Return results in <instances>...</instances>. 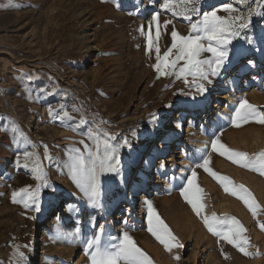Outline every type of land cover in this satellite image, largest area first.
<instances>
[{
  "label": "rangeland",
  "instance_id": "1",
  "mask_svg": "<svg viewBox=\"0 0 264 264\" xmlns=\"http://www.w3.org/2000/svg\"><path fill=\"white\" fill-rule=\"evenodd\" d=\"M226 6L237 13L224 11ZM249 8L255 10L249 26L226 46L227 59L218 75H209L211 83L193 82L192 75L185 82L180 75L185 60L174 70L162 65L167 75L156 71L155 48L163 58L174 42L173 31L196 35L191 25L204 13L247 16ZM176 54L173 49L169 62ZM259 54L264 59V0H0V264H41L43 247L44 264H91L89 239L99 235L102 246L119 244L125 232L152 264H264V175L212 147L218 138L250 160L264 152V124L256 119L240 121L239 127L234 123L243 101L264 113V68L254 76L257 70L248 64ZM199 59L214 57L202 52ZM196 83L207 91H198ZM234 97L238 104L229 112L230 124L206 138L205 124ZM201 99H208V110L192 118L190 110L198 109ZM97 140L101 150L105 142L116 148L119 159L118 171L100 175L99 206L73 177V150L87 162V148L95 150ZM167 144L165 158L160 157L158 149ZM205 159L217 176L199 166ZM149 175L155 185L146 189L144 205L141 183ZM218 176L251 193L255 215L239 198L243 192L233 195L231 185L225 191ZM25 188L39 189L34 198L39 211L26 192L13 202V193ZM191 199L204 205L201 215ZM56 200L63 214L68 202L73 205L71 217L64 214L66 226L55 217ZM149 202L155 212L152 226L158 216L181 247L169 251L148 230ZM213 214L222 221L235 218L246 229L248 255L208 230L202 216ZM223 226H231V220ZM183 228L186 233H180Z\"/></svg>",
  "mask_w": 264,
  "mask_h": 264
},
{
  "label": "snow or ice",
  "instance_id": "2",
  "mask_svg": "<svg viewBox=\"0 0 264 264\" xmlns=\"http://www.w3.org/2000/svg\"><path fill=\"white\" fill-rule=\"evenodd\" d=\"M187 2L195 4L196 0H187ZM239 3L247 4V0H239ZM164 7L167 8L169 5L165 4ZM223 10L230 13H237L238 11L231 6H226ZM190 11L195 13L197 9L192 7ZM253 14H255V10L251 8H249L247 16L234 14L229 17H221L216 11H212L210 13H204L202 20L192 23V32L196 33V35L185 37L173 31L171 35L174 42L168 52L164 54L163 58L160 56L159 47L155 48L158 61V63L154 65L156 71L161 75H167L169 73L163 71V68L170 67L174 70L176 64L180 60H185L186 63L184 67L180 69V75L185 77V82H187V76L192 75L194 77L193 82L198 79L211 83V80L208 79L209 75H218L220 66H222L227 59L228 51L226 46L232 42L233 38L240 36L241 30L249 26L250 18ZM186 18L191 19L190 16ZM167 23H170V21L165 23V27ZM156 35L159 37V30H157ZM204 40L209 41L207 46L202 43ZM212 42H215V46H213ZM250 42L251 41H249V43ZM152 47V40L149 36V51H151ZM173 49H177V54L175 59L169 62V57L172 56ZM202 52L212 53L214 59H199ZM196 87L201 93L207 91L203 83H196ZM65 115H68V113H65ZM250 119H256L258 123L264 124V113L256 112L252 105L248 104L247 101H243L235 112L234 123L239 127L240 121L246 123ZM93 139H95V137H93ZM80 143L83 144L84 142L80 141ZM125 143H127V141H125ZM85 147L87 148V146ZM212 147L214 151H219L221 155H227L228 159L232 160L234 163L243 167L253 168V170L259 171L261 175H264V152L259 153V159L250 160L247 153L235 152L226 148L225 145L220 143L218 138L213 142ZM73 151L77 153L75 164L73 165V177L77 185L84 191L85 195L93 198V204L99 206L97 198L100 194V175L104 172L118 171L117 165H119V159L116 157L117 149L105 142L103 150H101L100 142L97 140L95 150L87 148V162L85 161L84 154L81 153L79 149ZM49 159H51V157H49ZM208 163L209 161L205 159L203 164L199 166L203 167L205 171H208L211 175L217 176V174L208 167ZM25 167H27V165H25ZM161 167H163V165H161ZM192 176L193 178L196 176L194 171ZM217 178L224 183L225 191H229V186L231 185L233 195H237L238 192H243V195H240L239 198L244 200L245 204L248 205L249 209L253 212V215H255V200L243 185H233L232 181L225 176H218ZM188 183L191 186L193 180H189ZM21 192H26L28 194V199L36 205L35 210L39 211L38 201L34 199L38 197L39 189L37 188L33 192L25 188L19 192H15L13 193V202H17L15 198L19 196ZM183 195H185L186 199L188 198L187 189H185ZM189 203L192 204L197 215L202 214L204 208L203 204L198 203L196 199L189 200ZM28 206L29 205L25 203V207ZM148 208L150 224L148 230L152 232L161 243L165 244L169 251L173 246L181 247L182 245L179 244L177 238L158 216H156L157 225L155 227L152 226V217L155 215V212L150 202L148 203ZM202 219L210 232L219 236L222 240L234 244L241 252L248 255L243 247V245L248 243V239L242 235L246 229H244L235 218H225V220L222 221L213 214L211 217L203 215ZM229 219L231 220V226L225 228L223 225L227 223ZM260 227L264 229V224L260 225ZM169 241H173L174 243H169ZM86 252L90 256L91 264H120L121 261L123 264H152L147 254L135 244L132 237L127 232L123 234V239L119 244L109 242L103 246L101 245L100 236L97 235L87 241ZM19 255L23 257L24 254L19 253ZM176 259H179V256H177Z\"/></svg>",
  "mask_w": 264,
  "mask_h": 264
},
{
  "label": "bare ground",
  "instance_id": "3",
  "mask_svg": "<svg viewBox=\"0 0 264 264\" xmlns=\"http://www.w3.org/2000/svg\"><path fill=\"white\" fill-rule=\"evenodd\" d=\"M244 64L245 65L247 64L246 60L244 61ZM248 64H250L251 67H252L250 70H257V71H254L252 75L255 76V74H257V72L259 74L260 72H259V68L258 67L261 66V68H264V59H263V56L259 54L258 57L253 58L251 61L248 62ZM236 78H237V76L235 77V79ZM229 100L230 101H229L226 109L223 112L218 113L217 115L213 116L211 123L205 124V137L206 138L209 139L211 137L214 138V136L216 137L220 133V131H222L223 128H226V126H228L230 124L229 112L238 104V98L237 97H234V98H231ZM207 101H208V99H201L200 100V103L197 105L198 109H196V110L195 109L190 110V112L192 114V118H193V116H198L199 114L202 115V114H204V113L207 112V110H208L207 109V106H208V102ZM192 132H193V128L191 126H189L188 127V133H189V135L188 136H190V134ZM183 145L185 146V143H183ZM203 146H204V144H202V142H201L200 143V150L203 149ZM168 148H169V145L167 144V145H164V148L163 149H161V148L158 149V151L160 153V157L165 158L164 157V155H165L164 154L165 153L164 151L165 150H168ZM183 148H185V147H183ZM149 178L150 179L148 180V182L147 181L146 182L144 181V182L141 183V186L143 188V194H142L141 201H142V204H144V205H146V202L148 201L147 200L148 199V192H147L146 189L149 188V186H154L155 185V181L152 179V176L151 175H149ZM124 182H125V180H124ZM143 200H145V201L143 202ZM119 201H120V198H117V203H119ZM55 202H56L55 206L57 205L56 208H58L57 209V212L55 213V217L58 216V220L57 221L58 222H61L62 221L64 223V225L66 226L67 225L66 222L68 221V218L65 219L64 214L65 213H68V217L70 218L71 217V212L73 211V210L72 211H70V210L72 209V206L73 205H71V203L68 202V207H70L71 209L70 208L67 209L65 211V213L63 214V208H61V204L59 205L57 200ZM79 208L82 209L81 204H79ZM80 211L81 212L79 213L78 221H81V216H83L82 210H80ZM53 224H55V223H53ZM56 226H58V225H56ZM57 228H59V227H57ZM188 230H190V229H188ZM186 231H187V229L186 228L185 229L183 228V231L180 232V233H186ZM45 241H46V237L43 238V242H45ZM42 250H43L42 251V255H44V256L42 257L41 264H44V261H45L46 255H47V251H46V248L45 247H43Z\"/></svg>",
  "mask_w": 264,
  "mask_h": 264
}]
</instances>
